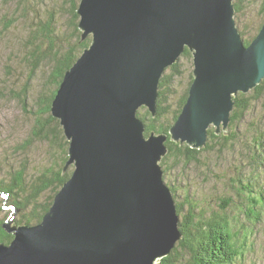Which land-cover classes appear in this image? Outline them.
<instances>
[{
	"label": "water",
	"instance_id": "obj_1",
	"mask_svg": "<svg viewBox=\"0 0 264 264\" xmlns=\"http://www.w3.org/2000/svg\"><path fill=\"white\" fill-rule=\"evenodd\" d=\"M77 12L94 40L52 104L70 143L63 174L76 170L39 224L3 225L14 240L0 264H161L184 236L161 165L168 135L146 136L139 111L156 117L161 77L187 48L194 79L172 140L202 149L213 125L227 132L233 96L264 80V25L245 46L235 0H82Z\"/></svg>",
	"mask_w": 264,
	"mask_h": 264
},
{
	"label": "trees",
	"instance_id": "obj_2",
	"mask_svg": "<svg viewBox=\"0 0 264 264\" xmlns=\"http://www.w3.org/2000/svg\"><path fill=\"white\" fill-rule=\"evenodd\" d=\"M15 1L16 0H13V2ZM19 1L22 0H17V2ZM70 2L71 6L67 15L70 17V20H72L73 28L71 25H68L66 30H62V27L60 29L59 25H54V19H58L57 14L59 11L50 15L51 23H46V25L42 26L41 24L43 21L40 20L38 25L34 22L29 27L31 32L28 40L27 52L31 58H27V60L29 67L32 65V67H30L31 73L33 74L32 76L35 77V79L38 78L40 81L39 73L46 70L47 75H49V70L53 68V80L45 84H49L48 89H50V93L53 92V94L45 90L44 92L41 89L38 95L35 96V101L32 100L36 103L32 104L34 108L30 111L29 107H31V104L26 102L29 99V94L25 92L26 100L22 104L27 113L31 115L32 125L24 146L29 148L40 144L46 147L47 155L54 160V165L46 172L41 173L30 183L25 181L26 171L21 170L17 171L14 177L7 181V186H0V191H2V193H7L8 195L12 194V201L9 204L4 203V205L11 209L9 211L12 212L11 206H15V210L18 208L19 210L23 209L28 211L20 220L15 221L16 225H33L32 222L34 221H36V224H39L53 205L55 196L71 177V175L66 172L63 174L64 167L69 159L70 143L60 121L52 115V104L61 87V82L66 72L77 62L83 51L89 47L91 40H81L82 31L79 29L80 17L77 12L79 5L76 0H71ZM22 3L23 1L19 3V8L23 6ZM251 5V2H247V0L235 1V18L237 20L236 22L239 23L245 46H249L261 30L260 29L258 34L254 36L255 31L252 30L251 26L244 24L245 13L250 11ZM262 6L261 14L264 15V2ZM24 8L26 9L27 7ZM16 17L17 16H13L5 20L6 33L18 22ZM253 26L255 27L256 24L254 23ZM248 32L249 35L247 34ZM59 35L61 38H59ZM244 35H247V37H244ZM248 36L251 38H248ZM191 55V51L186 48L183 56L191 57ZM179 62L180 61L173 66V69L176 70L175 74H172L171 77L167 79L168 76H165L164 73L161 79L159 97L157 100V116L153 118L148 112L142 114L141 110L139 111V117L146 126V136H150L154 131L158 134L168 132L172 126L171 122L177 120L187 101L189 89L194 78H192L189 83V89L186 90L183 97L180 98L179 107L172 112L174 116L170 120L168 117L172 114L170 105L168 104V106L166 105L164 108V104L168 103L170 95L175 93L171 85L174 82V78L181 74L178 70ZM27 90L28 88H26V91ZM17 97L19 99L21 98L19 95ZM258 102H261L264 108V80L250 92V95L240 93L235 98V108L232 112L228 131H224L222 134L217 135L216 129H210L208 144L204 150L209 148L212 143H219L221 148L218 152H224L228 151L225 149L230 150V148H234L239 141L235 132H238L240 125H243L242 123L244 122L245 116L250 111L251 105ZM164 118L165 120L162 121ZM167 144L170 149L167 158L178 160L184 158L188 163L195 164L200 162L198 156L202 151H196L185 144H175L172 141L167 142ZM212 149L215 150L214 147L211 148V150ZM256 149L263 152V143H260ZM249 151L254 155V162L257 157V151L252 148H250ZM166 159L161 164H166ZM170 161L171 160H169V162ZM246 181H248V183H245ZM250 181L251 178L247 180L233 178V182L236 183L237 186L232 185V189L239 196V199H235L237 202L235 205L237 215L233 217L230 216L229 207L234 205L232 204L234 200L230 197L231 195L229 192H225L222 196L218 195L216 197L213 204L220 210L211 211L208 214L205 211L200 212L196 206L194 209L197 213L191 210L184 214L187 204L177 203L178 214L181 219L180 229L184 238L177 244L171 255L162 260L161 264H184L185 260L187 264H235V260H243L245 257L244 250L246 248L244 242L240 243L241 236L243 233V238H247V236L249 238L251 234L250 226L245 225V218L248 220V223L253 226L254 224H259L262 221V217H264V187L260 186L257 190ZM171 188L174 194H176L175 188ZM45 193H50V196L48 201L42 203L40 198H42V195ZM188 204L191 205L192 203L189 202ZM29 209L32 210L29 211ZM7 219L8 216L6 215L5 218L0 220V244L3 243L5 245H9L14 239V235L9 234L3 228ZM244 234L246 235L244 236ZM179 249L186 254V259H184V257H182V259L177 257V251Z\"/></svg>",
	"mask_w": 264,
	"mask_h": 264
},
{
	"label": "rangeland",
	"instance_id": "obj_3",
	"mask_svg": "<svg viewBox=\"0 0 264 264\" xmlns=\"http://www.w3.org/2000/svg\"><path fill=\"white\" fill-rule=\"evenodd\" d=\"M22 1L23 6H20L19 8V3ZM22 1L17 2L16 0L13 2V0H0L1 187L7 186V181L12 179L17 171L25 170V181L30 183L41 173L46 172L54 165V160L47 155L46 147L40 144L29 148L24 146L32 125L31 115L27 113L24 105L22 104L26 100L25 92L29 94V99L26 102L31 104V107H29V110L31 111L34 108L32 107V104L36 99L35 96L38 95V92H40L41 89L50 93L51 91L48 89L49 84H45L49 83L50 80H53V68L49 70V75H47L46 70L39 73L40 81L38 78L35 79V77L32 76L33 74L30 70L32 65L30 64L31 66L29 67L27 60V58H31L27 52L28 40L31 32L29 27L34 22L38 25L40 20L43 21L41 24L42 26L46 25V23H51L50 15L59 11L57 14L58 19H54V25H59L60 29L62 27V30H66L68 25H71L73 28L72 20H70V17L67 15L71 6V0ZM76 1L79 5V9L82 0ZM248 1H250L252 5L250 11L245 13L244 24L251 26L252 30L255 31V36L258 34L259 30L262 29V24L264 25V15L261 14L264 0H247V2ZM24 7L27 8L25 9ZM78 15L81 21L82 16H80L79 13ZM13 16H17L16 18L18 19V22L10 31H8V33H6L5 20L7 18H12ZM254 23L256 24L255 27L253 26ZM237 27L241 33L238 22ZM83 33L84 32L82 31L81 39ZM247 34L249 35V32ZM245 36L247 37V35H244V37ZM59 38H61L60 35ZM248 38L251 37L248 36ZM88 39L91 40L89 44L90 47L94 40L93 33H91V36ZM84 40L87 41L86 39ZM184 52L178 59V61H180L178 70L181 74L174 78V82L171 85V88L173 89V92L175 91V93H172L169 97L168 103L164 104V108L166 105H170L171 113L178 109L180 98H182L185 91L189 89V83L193 78V55H191L192 58L190 56H183ZM174 65L175 64L166 68L164 73L165 76H168L167 79H169L172 74H175L176 70L173 69ZM63 81L61 82V85ZM26 88H28L27 91ZM240 93L243 94V92ZM50 94H53V92ZM18 95L21 97L20 99L17 97ZM247 95H250V92ZM237 96L233 97L236 98ZM140 110L142 114L145 112L152 114V112L146 107H142ZM157 114L158 109L156 111V116ZM173 116L174 114L172 113L168 117L171 120ZM179 116L177 120L179 119ZM153 118H155V116H153ZM164 120L165 118L162 121ZM177 120H175V122H171L172 126L176 124ZM242 124L243 125H240L239 127V131L235 132L236 137L239 138L238 143L234 148H230V150L225 149L228 151L218 152L221 148L219 143L210 144L211 148L214 147L215 150H211L210 146L206 150H204L205 147H202V149L193 148V150L202 151V153L198 156V158H200V162L196 164L188 163L184 158H180L178 160L172 158L169 159L167 158L168 156L165 157V159L167 158V163L164 165L161 164L166 172L165 181L169 184V186L175 188L176 190V194H174L176 204H187L184 214L191 210L194 213H197L194 209L195 206L200 212L205 211L207 214L211 211H219L220 209L213 204L214 200L218 195L222 196L225 192H229L231 195L230 197L234 200L232 203L234 205L229 207L230 216H236L237 210L235 205L237 202L235 199H239V196L232 189V185L237 186L236 183L233 182V178H242L243 180L251 178L250 182L254 185L255 189L258 190L260 186L264 187V151L262 152L261 150L258 151V149H256L260 143H263L264 145V108L262 107L261 102L251 105V109L245 116ZM170 129L168 132H165L169 138L167 142L172 141L176 144L177 142L172 140ZM210 129L217 130V127L213 125ZM166 146L168 147L167 143ZM250 148L257 151V157L254 162V155L249 151ZM169 153L170 149L168 154ZM68 158H70V155ZM165 159H163L162 162H164ZM169 160L171 161L169 162ZM75 170L76 167L75 164H73V166L71 165L65 170V172L72 177ZM245 183H248V181ZM1 192L2 191H0V220L5 218L7 215L8 219L6 222L9 224L13 223L14 226L16 225L15 221L20 220L23 215L27 214L28 211L23 209L19 210L18 208L15 211H9L11 209L4 205V203L9 204L12 201V194H9L6 199L5 196L1 195ZM49 196L50 193L43 194L42 198H40L41 202L45 203L48 201ZM187 202L192 204L190 205ZM31 210L32 209H29V211ZM246 220L247 219L245 218V225L250 226L251 234L249 238L248 236L247 238H243L242 233L240 243L244 242V246L246 248L244 250L245 257L243 260H235V264H264V217H262V221L259 224H254V227L248 223V220ZM32 224H36V221L32 222ZM245 235L246 234H244V236ZM177 257L179 259H182V257L186 259V254L179 249L177 251ZM184 264H187L186 260Z\"/></svg>",
	"mask_w": 264,
	"mask_h": 264
},
{
	"label": "bare ground",
	"instance_id": "obj_4",
	"mask_svg": "<svg viewBox=\"0 0 264 264\" xmlns=\"http://www.w3.org/2000/svg\"><path fill=\"white\" fill-rule=\"evenodd\" d=\"M192 53V52H191ZM193 55V54H192ZM159 83V82H158ZM235 108V107H234ZM234 110V109H233ZM233 112V111H232ZM232 112H231V115H230V121H229V124H228V127H229V125H230V122H231V116H232ZM221 128H224V126H223V124H222V122H221ZM222 132H224V130L222 129V131L219 133V134H217V135H220V134H222ZM207 135H208V137H209V130H208V133H207ZM207 143H208V139H207ZM207 145L205 144V145H203L202 147H206ZM73 164H75V163H73ZM72 165V164H71ZM73 166V165H72ZM70 167V166H69ZM69 167H67V168H69ZM71 178V177H70ZM69 178V179H70ZM68 179V180H69ZM64 186V185H63ZM62 186V187H63ZM174 193V192H173ZM12 211H15V209L14 210H12ZM24 225H26V224H24ZM19 227L21 226V225H18Z\"/></svg>",
	"mask_w": 264,
	"mask_h": 264
}]
</instances>
